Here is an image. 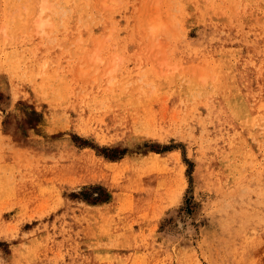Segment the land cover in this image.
Returning a JSON list of instances; mask_svg holds the SVG:
<instances>
[{
  "label": "rangeland",
  "instance_id": "rangeland-1",
  "mask_svg": "<svg viewBox=\"0 0 264 264\" xmlns=\"http://www.w3.org/2000/svg\"><path fill=\"white\" fill-rule=\"evenodd\" d=\"M77 1L0 0V264H264V0Z\"/></svg>",
  "mask_w": 264,
  "mask_h": 264
},
{
  "label": "bare ground",
  "instance_id": "bare-ground-1",
  "mask_svg": "<svg viewBox=\"0 0 264 264\" xmlns=\"http://www.w3.org/2000/svg\"><path fill=\"white\" fill-rule=\"evenodd\" d=\"M67 2H69V4H70V6H72L73 7V2L76 4V5H78L79 7H80V4H79V2L77 1V0H66ZM90 1V0H89ZM82 5H84V4H82ZM81 5V6H82ZM88 5V4H87ZM64 6H65V3H64ZM78 6H77V8L76 7H74L73 8V10L72 11H74V10H76V9H78ZM42 7H44V6H42ZM45 9H47L46 8V5H45V7H44V10ZM86 9H88L89 10V8H86ZM60 11V10H59ZM82 11V10H81ZM85 12H86V10H84ZM80 12V11H79ZM88 12V11H87ZM63 14V13H62ZM88 15V14H87ZM69 18H71V14H68L67 15V17L65 18V20H68L69 21ZM80 20V19H79ZM22 21V20H21ZM67 25V24H66Z\"/></svg>",
  "mask_w": 264,
  "mask_h": 264
}]
</instances>
